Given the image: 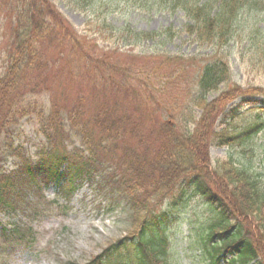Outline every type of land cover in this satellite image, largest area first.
<instances>
[{
	"label": "trees",
	"instance_id": "obj_1",
	"mask_svg": "<svg viewBox=\"0 0 264 264\" xmlns=\"http://www.w3.org/2000/svg\"><path fill=\"white\" fill-rule=\"evenodd\" d=\"M76 1L90 3L83 34L59 1L0 0V143L9 151L10 133L34 116L52 147L20 166L30 175L24 180L35 190L53 181L64 194L94 177L103 153V166L113 169L107 180L129 201V225L84 264H172L181 223L188 240L195 235L202 264H264V175L251 155L264 133V83L234 81L229 56L230 43L243 44L241 58L264 71V0ZM130 9L181 12L183 20L162 30H135L108 18ZM173 38L211 53L136 52L154 66L156 75H146L119 59L122 51L95 48L104 40L133 48ZM178 63L193 67L185 82L180 67L171 68ZM72 82L75 96L67 100L65 88L57 89ZM88 106L90 116L80 121ZM73 133L80 137L79 153L68 149ZM212 145L236 147L241 155L212 161ZM21 153L14 152L17 159ZM3 156L0 151V161ZM12 173L17 177L0 164V213L9 218L22 210L23 196L22 177ZM7 224L6 234H24L22 221Z\"/></svg>",
	"mask_w": 264,
	"mask_h": 264
},
{
	"label": "rangeland",
	"instance_id": "obj_2",
	"mask_svg": "<svg viewBox=\"0 0 264 264\" xmlns=\"http://www.w3.org/2000/svg\"><path fill=\"white\" fill-rule=\"evenodd\" d=\"M53 1H59L57 5L73 27L80 31L81 34L85 32L82 29L85 28V23L90 14L88 13L90 8L88 1H83V3H78L76 0ZM108 18L117 25L127 21L135 30H162L168 28V26H179L182 22L179 12L142 13L133 9L111 14ZM90 36L93 37L92 40H95L96 36L94 34H90ZM153 43L154 41L145 40L141 45L131 48V44L127 41L113 43L104 40L98 41L95 48L101 51H107L110 48H116L118 52L122 51V56L119 59L127 58V63L132 61L138 65V69L141 66L146 75L151 73L156 75L153 72L154 66L150 68L141 54L136 55V52L142 53L143 51L156 50L170 55L184 56H190L196 52L211 53L210 49H198L194 45L184 42L182 38H173L165 41V43L161 41ZM242 45H234V42L229 45L231 47L229 56L233 63H231L233 80L243 84L249 81L264 83V71L257 72L252 70L246 60L247 57L243 56L241 58L240 47ZM130 49L133 51H129ZM126 50H128V53L133 52L134 57H130L133 54H128ZM123 60L126 61L125 59ZM123 60L122 62H124ZM147 63L152 64L151 61ZM177 66L180 67L179 76L181 75L184 78V80H181L182 82H185L193 75V67L188 63L173 64L171 68ZM55 87L56 84L54 89ZM64 88L67 100H73L76 84L73 82L67 85L66 83H61L57 91H61ZM177 99L179 100V98ZM54 101L56 102V99ZM91 111L92 106H88L80 121L89 117ZM54 134L50 133L51 137L56 139ZM13 137L15 140L14 144H20L26 149V156L24 159L15 160L13 156L9 155L4 164H2V171L5 173L15 171L21 175L20 166L24 165V162L36 159L37 153H39L44 144L52 147L50 145L51 139L41 135L33 118L21 119L15 128ZM79 141L80 137L73 133V137L68 143L69 148L72 147V150L79 153L80 150L75 148L78 146ZM71 142L74 144H71ZM255 142L257 144L256 153L251 154L256 155L253 165L258 172L263 169L262 175H264V136L258 137ZM232 153H241V151L236 149V147L213 146L209 148V154L213 159H224ZM98 157L100 167H104L102 164L103 153L100 152ZM109 165L106 168H109ZM95 169V175L98 178L85 182L68 199L62 194L56 195L55 190H57V187L52 184H49L43 191L34 195L29 191H22L24 194L21 197L22 210H20L18 216L10 220L15 221L17 219L19 223L22 221L25 230L23 238H18L17 235H6L1 226L8 222L7 215L0 214V264H79L90 256L99 253L107 242L124 235L128 224L127 207L122 200L120 191L114 188L113 185L108 184L106 178L102 177L112 176L113 169L110 171L108 169ZM98 171L101 172L98 173ZM10 174L16 175L12 172ZM104 179L105 181L101 182ZM24 190L27 189L24 188ZM5 226L9 227V225ZM181 228L186 230V224H180L179 229L175 232L176 241L172 240L173 248L179 251L176 264H198L196 252H191L185 247L186 232L180 233ZM191 241L192 239L190 238V244H192ZM181 248L185 249L180 250Z\"/></svg>",
	"mask_w": 264,
	"mask_h": 264
}]
</instances>
